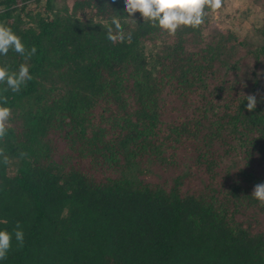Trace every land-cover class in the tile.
Wrapping results in <instances>:
<instances>
[{"label": "trees", "instance_id": "1", "mask_svg": "<svg viewBox=\"0 0 264 264\" xmlns=\"http://www.w3.org/2000/svg\"><path fill=\"white\" fill-rule=\"evenodd\" d=\"M29 3L39 7H29ZM123 0H0L33 77L4 92L0 264H264V22L169 37ZM119 16L132 42L113 43ZM13 51L0 66L18 71ZM248 95L257 104L246 110ZM27 153L21 157L20 153Z\"/></svg>", "mask_w": 264, "mask_h": 264}, {"label": "clouds", "instance_id": "2", "mask_svg": "<svg viewBox=\"0 0 264 264\" xmlns=\"http://www.w3.org/2000/svg\"><path fill=\"white\" fill-rule=\"evenodd\" d=\"M123 2V11L127 21L136 25V21L132 18L136 13H139L143 24L147 23L167 36L175 37L181 28L198 29L204 24L208 10L215 13L221 9L223 0H123ZM106 38L113 43L124 42L125 39L129 44L132 42L131 32H128L125 37L119 16L111 18ZM10 50L23 57L25 62L19 65L18 71H10L9 67L0 66V85H6L3 89L4 92L11 90L16 93L21 90V86H26V83L33 79L27 61L36 54L37 49L35 46L26 49L21 38L10 27L0 24V56H7ZM246 100V110L252 112L257 104L255 95H248ZM7 103V97L0 96V104ZM11 116L12 109L10 107L0 106V141L5 138L11 126L9 124ZM20 156L23 158L27 156V153L21 152ZM0 162L5 165L11 163L3 148H0ZM251 196L260 207H264V183L255 185ZM0 223L7 224V220L0 221ZM13 235L17 248H23L24 232L19 222L15 224L12 233L0 230V261L7 259L12 248Z\"/></svg>", "mask_w": 264, "mask_h": 264}, {"label": "rangeland", "instance_id": "3", "mask_svg": "<svg viewBox=\"0 0 264 264\" xmlns=\"http://www.w3.org/2000/svg\"><path fill=\"white\" fill-rule=\"evenodd\" d=\"M29 7H39L29 3ZM264 22V0H223L221 9L211 12L208 30L229 28L237 39L252 26Z\"/></svg>", "mask_w": 264, "mask_h": 264}]
</instances>
